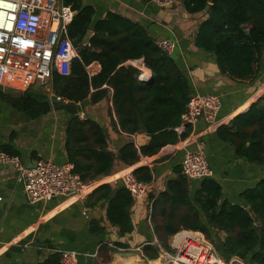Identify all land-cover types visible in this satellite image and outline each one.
Returning <instances> with one entry per match:
<instances>
[{"label":"trees","instance_id":"trees-1","mask_svg":"<svg viewBox=\"0 0 264 264\" xmlns=\"http://www.w3.org/2000/svg\"><path fill=\"white\" fill-rule=\"evenodd\" d=\"M179 1L188 13L206 11L196 31L195 46L211 53L220 71L230 77H252L254 65L264 53V0ZM63 2L75 11L68 26L69 36L81 42L88 30L92 35L79 58L72 61L70 73L53 74V93L62 100L50 101L45 90L32 86L17 95L1 94L4 100L30 119H37L52 108L65 112L66 159L85 182L112 174L116 161L133 165L141 156H153L163 147L186 138L187 129L178 134L174 128L180 123L191 89L187 75L174 58L160 49L138 22L111 11L93 20L92 6L81 0ZM247 24L249 31L245 30ZM137 59H142L151 71L149 80H142L141 70L125 64ZM110 91L108 114L113 128L127 135L144 133L149 136L146 144L137 147L128 140L113 152L103 127L91 118L77 115L85 105L101 101ZM217 134L234 148L236 155L264 165V94L246 112L220 126ZM0 150L18 155L9 144H0ZM173 171L175 178L167 181L165 190L150 205V221L160 244H167L168 238L184 227L202 232L207 239L212 235L220 237L215 248L225 261L237 258L244 264H264V179L243 192V204H231L220 202L221 188L212 178L202 180L199 195L191 198L181 166ZM132 173L147 184L152 180L148 166H138ZM104 178L91 186L90 190L100 184L88 196H96L95 203L105 202L110 225L117 227L119 235L128 234L133 230L130 193L123 185L112 186ZM90 226L93 232L103 231L95 221ZM114 244L128 247L121 242ZM107 250L108 246L103 245L98 251L104 264L110 261ZM141 250L144 258L158 259L153 244H145ZM38 264H61L60 253L54 252Z\"/></svg>","mask_w":264,"mask_h":264},{"label":"crops","instance_id":"crops-1","mask_svg":"<svg viewBox=\"0 0 264 264\" xmlns=\"http://www.w3.org/2000/svg\"><path fill=\"white\" fill-rule=\"evenodd\" d=\"M81 2L93 7V20L103 18L109 11L115 12L141 24L154 40L174 41L175 47L170 55L187 75L191 93L219 97L221 103L216 122L210 124L200 117L194 126L185 128L189 132L187 137L179 139L176 144L163 147L153 156H141L133 165L115 162L112 174L103 177L112 186L122 185L119 176L127 171L132 172L138 166H148L152 172V180L148 183L144 198L133 200L129 207L133 230L122 236L118 234L117 227L111 226L106 219V203L94 202L96 196L87 195L84 200L58 196L49 201L32 203L27 199L23 182L15 168L9 163L0 164V264H38L48 255L60 251L77 252V264H104L98 254L103 245L109 248L108 263L113 261L116 254L131 253L136 255L141 264H148L149 259L137 252L113 251L109 244L121 242L128 245L127 248H135L158 241L150 221V205L158 193L165 190L167 181L175 178L174 167L181 166L184 152L193 149L194 140L197 139L204 142L205 156L213 170L211 178L221 188L220 202L225 200L231 204H243V192L264 179V165L250 163L236 155L234 148L217 134L220 126L246 112L264 94V53L261 61L254 65L252 77L232 78L220 71L211 53L195 46L196 31L206 17L205 10L188 13L179 0H172L166 6H160L152 0ZM94 69L96 71L98 67ZM31 86L45 90L38 84L13 88L9 82L0 88V144H9L18 151L20 160L28 165L39 159L67 162L64 150L65 112L52 108L37 119H30L1 96L17 95ZM110 99L111 91L101 101L85 105L81 111L82 119L91 118L103 127L113 152H117L128 140L134 141L139 147L136 143L137 134L127 135L113 128L108 114ZM176 132L180 134L183 131ZM138 134L147 137L144 133ZM148 141L149 136L145 144ZM187 184L190 197L194 198L195 194L198 196L201 181L187 180ZM93 221L103 228L102 232L91 230Z\"/></svg>","mask_w":264,"mask_h":264},{"label":"built area","instance_id":"built-area-1","mask_svg":"<svg viewBox=\"0 0 264 264\" xmlns=\"http://www.w3.org/2000/svg\"><path fill=\"white\" fill-rule=\"evenodd\" d=\"M160 6L169 5L172 0H152ZM75 11L63 0H0V88L7 82L13 88H25L32 84L43 86L52 99L62 100L52 90V77L56 72L61 75L70 73V66L84 43L71 38L68 26ZM250 25H245L249 31ZM155 44L170 54L175 47L172 40H155ZM142 71L140 78L149 80L151 71L142 59L126 62ZM63 101H65L63 99ZM220 99L214 94L191 93L181 114L180 123L174 128L181 132L187 126H194L200 117L208 123L216 122L220 108ZM81 118L83 117L80 113ZM204 142L194 140V148L184 152L181 171L189 181H202L213 176V170L207 162ZM9 163L18 172L23 189L30 202L49 201L58 196L74 197L84 200L96 181L85 182L74 172L69 162L55 163L50 159L36 160L35 166L23 163L18 156L9 155L0 150V164ZM122 185L128 190L132 200L144 198L148 184L138 180L132 172L119 176ZM159 244L157 260L148 264H231L237 258L225 261L213 244L200 231L179 229L170 236L169 247ZM113 251L137 252L144 258L142 246L122 248L109 244ZM61 264H77L78 253L60 251Z\"/></svg>","mask_w":264,"mask_h":264},{"label":"water","instance_id":"water-1","mask_svg":"<svg viewBox=\"0 0 264 264\" xmlns=\"http://www.w3.org/2000/svg\"><path fill=\"white\" fill-rule=\"evenodd\" d=\"M92 35V31L88 30L83 38V43L86 45L89 42V38ZM77 115H80V113H78ZM148 136H141L140 134H137L136 136V143L138 146H142L145 144V141L147 140ZM36 161H34L32 164H30L29 166H35ZM153 246L156 248L157 252H160V248H159V244L157 242L153 243ZM136 255L131 254V253H120V254H116L113 261L108 263V264H141L142 262H140L139 260L136 259Z\"/></svg>","mask_w":264,"mask_h":264},{"label":"rangeland","instance_id":"rangeland-1","mask_svg":"<svg viewBox=\"0 0 264 264\" xmlns=\"http://www.w3.org/2000/svg\"><path fill=\"white\" fill-rule=\"evenodd\" d=\"M160 152V151H159ZM103 178H100L99 180H95L96 182L97 181H101ZM104 183V182H103ZM222 237V236H221ZM207 239V238H206ZM220 239V237H218V236H216V235H212L211 236V238L210 239H207V240H209L212 244H213V246L215 247V245H217L219 242H218V240ZM169 241H170V237L168 238V242H167V244H165L164 245V247L165 248H167L169 251H171L172 252V250L170 249V247H169Z\"/></svg>","mask_w":264,"mask_h":264},{"label":"bare ground","instance_id":"bare-ground-1","mask_svg":"<svg viewBox=\"0 0 264 264\" xmlns=\"http://www.w3.org/2000/svg\"><path fill=\"white\" fill-rule=\"evenodd\" d=\"M127 172H130V171H127ZM127 172H125V173H127ZM122 175V174H121ZM90 188H91V186H89L88 188H87V190H90Z\"/></svg>","mask_w":264,"mask_h":264}]
</instances>
